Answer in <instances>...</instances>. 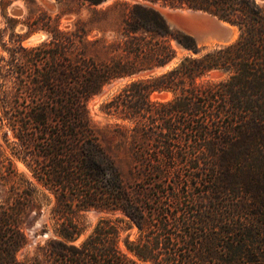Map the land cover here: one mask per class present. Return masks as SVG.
Segmentation results:
<instances>
[{
	"label": "trees",
	"instance_id": "1",
	"mask_svg": "<svg viewBox=\"0 0 264 264\" xmlns=\"http://www.w3.org/2000/svg\"><path fill=\"white\" fill-rule=\"evenodd\" d=\"M147 1L127 5L122 38L111 47L119 54L106 61L87 54V23L80 20L68 31L43 24L46 40L19 46L30 68L31 103L12 123L18 156L55 203L52 236L22 260L16 257L28 242L22 216L36 188L1 209L0 264H264V3ZM155 3L210 12L236 26L238 37L199 54L194 37L171 27ZM172 40L185 56L161 74L127 83L101 107L132 124L123 129L142 180L132 185L102 145L87 102L115 78L172 61ZM214 69L227 78L198 81ZM162 90L173 98L150 99ZM179 164L188 171L181 186ZM89 209L104 215L77 244L80 214ZM133 227L135 237L127 235L122 247L121 231Z\"/></svg>",
	"mask_w": 264,
	"mask_h": 264
},
{
	"label": "rangeland",
	"instance_id": "2",
	"mask_svg": "<svg viewBox=\"0 0 264 264\" xmlns=\"http://www.w3.org/2000/svg\"><path fill=\"white\" fill-rule=\"evenodd\" d=\"M256 1L260 4L264 3V0ZM114 2H120V4L106 14H92L93 9L97 11L105 10ZM135 2L149 3L147 0H103L98 5L89 7L87 5L80 6L78 0H0V211L3 207L8 209L13 207L17 194L21 191L32 194V188H36L34 204L29 203L26 212L22 216L21 226L28 242L16 253L19 260L31 257L35 253L37 245L44 244L46 239L52 236V225L49 216L55 203L53 194L36 181L26 163L20 159L23 153L18 156V151L21 148L16 144L17 137L14 129H12V123L19 116V111L22 115H25L26 108L31 103V95L28 90V82L31 78L30 68L28 66L24 67L23 54L19 51V46L30 47L41 43L27 42L28 35L33 33H43L47 39L48 33L40 28L43 24H57L60 29L68 31L74 30L76 21L80 20L87 23V40L90 42L87 54L93 56L98 62L106 61L110 57L119 54L111 47L112 44L122 38L121 26L125 18L127 5ZM153 6L163 15H171L172 13L181 15L189 10H201L186 6L171 7L160 3H155ZM166 21L171 27L178 28L192 36L193 34L186 27L200 24L199 21L191 20L188 17L183 23H177L167 17ZM231 26L237 29L236 26ZM31 28H34V30L31 31ZM235 34L228 41H216V43H207L206 41L204 43L202 39H194L201 49L199 54H202L215 47L233 43L238 37V29ZM171 45L177 50V56L172 61L164 66L148 69L131 76L115 78L105 84L100 92L92 96L87 102L89 116L102 145L114 158L121 170L123 179L132 185L142 181L133 172V144L129 131L123 129L132 126V124L117 114H107L101 107L127 83L161 74L171 69L187 54L173 40ZM150 70L154 71L150 72ZM227 76L226 71L214 69L198 81L216 82L227 78ZM173 96V91L162 90L151 92L149 97L152 101H167L172 99ZM4 109L7 111L6 116L3 115ZM25 157V160H27L29 158L28 154H25ZM177 166L181 173L180 179L177 180L178 186L184 185L186 182L189 183L186 181L188 176L186 166L180 164ZM197 191L199 189L194 190V193ZM189 194L192 195L193 191ZM102 215H104L103 212L95 209L81 212L79 220L81 226H83V232L76 240L77 244L92 231L93 226ZM136 231V227L121 231L120 245L123 247V240L127 235L130 239H133ZM127 253L133 257L131 253ZM141 264L152 263L141 262Z\"/></svg>",
	"mask_w": 264,
	"mask_h": 264
},
{
	"label": "water",
	"instance_id": "3",
	"mask_svg": "<svg viewBox=\"0 0 264 264\" xmlns=\"http://www.w3.org/2000/svg\"><path fill=\"white\" fill-rule=\"evenodd\" d=\"M163 16L166 19V15ZM168 16L169 18L175 20L177 23H183L185 20H187V17L191 20L199 21V25L186 27L188 28L187 30L193 34L196 40L205 38L207 35L216 36L218 37V39L221 40H228L229 29L227 25H231L210 12L204 10H189L187 12L182 13L181 15L177 13H172ZM45 39V34L33 33L28 35L27 42L38 43L44 41ZM152 71L154 70H150V72Z\"/></svg>",
	"mask_w": 264,
	"mask_h": 264
},
{
	"label": "bare ground",
	"instance_id": "4",
	"mask_svg": "<svg viewBox=\"0 0 264 264\" xmlns=\"http://www.w3.org/2000/svg\"><path fill=\"white\" fill-rule=\"evenodd\" d=\"M165 15H166L167 18H169V16L167 14H165ZM227 27L229 29V32H228V40H229V39H232L236 35L235 33H236L237 29H235L234 27L229 26V25H227ZM202 41H204V43H205V41L207 43H213V42L216 43V41H221L222 42V41H225V40L218 39V37H216V36L207 35L205 38H202Z\"/></svg>",
	"mask_w": 264,
	"mask_h": 264
}]
</instances>
